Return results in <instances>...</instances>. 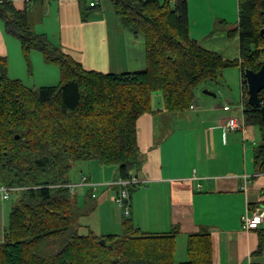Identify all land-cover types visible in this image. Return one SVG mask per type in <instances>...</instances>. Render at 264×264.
<instances>
[{"label": "trees", "instance_id": "1", "mask_svg": "<svg viewBox=\"0 0 264 264\" xmlns=\"http://www.w3.org/2000/svg\"><path fill=\"white\" fill-rule=\"evenodd\" d=\"M111 2L122 25L145 39L143 70L117 74L86 70L33 30L30 3L19 10L14 0H0V21L6 34L20 42L28 66L36 50L46 64L60 69L58 86L29 88L9 77L8 60L0 54V189L13 190L8 199L18 196L0 242V264H214L213 239L206 230L189 235L188 260L182 263L175 260L177 230L148 233L128 216L121 235H80L76 196L67 186L77 184L70 173L83 162L115 166L119 178H133L141 160L140 118L163 110L189 111L196 89L206 81L221 80L228 68L241 71L243 103L240 129L230 132L246 137L247 129L258 128L261 143L255 148L254 163L257 173L264 174V119L261 107L249 105L245 78L247 70L258 72L264 62V0H238L237 26L222 20L217 24L229 37L239 35L236 60L204 49L191 37L187 0ZM98 8L82 6V20ZM156 94L163 100L157 110ZM134 188L129 187L130 196ZM263 250L262 231L256 254Z\"/></svg>", "mask_w": 264, "mask_h": 264}, {"label": "crops", "instance_id": "2", "mask_svg": "<svg viewBox=\"0 0 264 264\" xmlns=\"http://www.w3.org/2000/svg\"><path fill=\"white\" fill-rule=\"evenodd\" d=\"M187 1L191 37L226 60L238 59L239 35L229 37L226 29L217 26L221 20L230 27L237 26L238 0ZM14 3L19 10L30 3L29 18L36 19L34 31L46 35L86 70L117 74L146 67L144 37L125 28L107 1L102 5L96 1L99 8L90 13L87 21L82 20V6L89 7L91 0H14ZM2 27L0 54L8 60L6 37L11 36ZM240 73L234 74L240 79ZM222 79L226 82V78ZM204 96L216 98L205 93ZM227 103L215 106L208 99L198 98L187 112H153L138 122L141 160L132 177L140 183L133 185L128 218L148 233L177 230L176 263L188 260L189 235L206 230L213 239L214 264H264V250L256 254L264 222L256 231L245 230L242 223V217L248 211L252 213L250 209L264 205V174L257 173L255 148L254 151L249 148L252 138L255 139V129H247L246 137L241 132L228 131L226 125L230 120L242 121L243 103L235 111L231 107L225 110ZM154 108H162L161 102L154 104ZM74 169L80 173L78 181L87 176L91 183L102 185L94 198L91 189L88 191L94 201L85 211L78 200L84 193L80 195V187L74 193L81 209L79 234L121 235L126 216L116 208L119 188L107 186L119 175L113 174L111 178L113 168L98 161L79 163ZM11 198L12 195L4 199L0 192V242L4 241L13 208ZM98 213L106 222H112L114 232L95 225Z\"/></svg>", "mask_w": 264, "mask_h": 264}, {"label": "rangeland", "instance_id": "3", "mask_svg": "<svg viewBox=\"0 0 264 264\" xmlns=\"http://www.w3.org/2000/svg\"><path fill=\"white\" fill-rule=\"evenodd\" d=\"M92 1V0H91ZM98 1V0H96ZM103 1L109 2L111 7L113 8L112 3L110 0H99V2L103 3ZM102 7V6H101ZM100 10V9H99ZM33 30H37V27H35L36 19L34 16H31L30 19ZM1 27L3 26V23L0 21ZM3 28V27H2ZM7 39V49L9 50V53L7 54L8 60H9V77L12 80H21L27 87L29 88H36L39 89L41 87H53L58 86L60 83V69L57 65H49L45 64L43 55L39 51H33L31 54V66H28L27 61L25 60L24 55L21 51V44L20 42L11 37H6ZM3 44V43H2ZM240 69L237 67L228 68L223 72V77L226 78V82L221 79L217 82L214 81H206L203 84H201L196 89V101L198 98H205L214 103L215 106H224L225 103L229 101L230 104L227 103L232 109L237 110L241 106L242 101V91H241V73H240V79L236 77L234 73H236ZM209 91L216 95V98L213 97H207L204 96V92ZM157 99V100H156ZM158 102H161L163 105L162 96L159 94H156L154 97V104H157ZM222 109V108H221ZM255 130V139L252 138V141L250 142V151H254V148L258 146L261 143V137L260 132L258 128H254ZM257 131V132H256ZM255 142V143H254ZM85 163V162H83ZM112 177L113 174L117 175L115 171V166L112 167ZM76 170L73 169V171L70 173V178L73 181H77V184H80L82 182V179L78 181L76 178H78L79 175L75 172ZM116 179V178H115ZM114 182V181H112ZM111 182V183H112ZM97 184V183H96ZM100 184V183H99ZM100 189V188H99ZM97 189V191L99 190ZM80 195L84 193V196H79V206L81 207L82 211H85L87 208H89L90 204L94 199H92L91 196L88 195V191L90 190L89 187H80ZM91 191V190H90ZM95 191V194L96 192ZM88 195V196H87ZM87 196V197H86ZM97 196V195H96ZM17 194H12L11 206H14L17 202ZM77 199V198H76ZM96 200V199H95ZM116 202V201H115ZM88 203V204H87ZM116 208H118L116 204ZM79 209V210H81ZM121 210V209H119ZM122 211V210H121ZM123 212V211H122ZM124 213V212H123ZM104 215V214H102ZM10 216V215H9ZM107 220L101 216V214L98 213L97 219H96V226H102L103 229L107 230L110 229L111 231L115 230L114 226L112 225V222H106ZM120 234V233H118ZM3 242V241H1ZM179 259V257H177Z\"/></svg>", "mask_w": 264, "mask_h": 264}, {"label": "built area", "instance_id": "4", "mask_svg": "<svg viewBox=\"0 0 264 264\" xmlns=\"http://www.w3.org/2000/svg\"><path fill=\"white\" fill-rule=\"evenodd\" d=\"M173 1H178V0H173ZM90 5L92 7H95L96 2L93 1ZM228 109H229V107H225V110H228ZM226 129L228 131L238 130V129H240V122L232 119L227 123ZM138 183H140V182L137 178H131L129 180L118 178L114 182L107 184L108 187L117 186L119 188V194H118L117 199H116V204H117L118 208L124 212L125 216L130 215L129 187L133 186L135 184H138ZM81 186L91 187L93 189V197H95V191H97V189L102 185L96 184V183H89V182H87V179L84 177L80 184H69L67 187L71 189L72 193H75V190ZM247 187H248V185L246 182L244 185V190L247 191ZM11 191H13V190L10 188L6 189V188L2 187L0 189V192L5 194V196H4L5 199L9 198V193ZM250 211H252V213H249V211H248V213L242 217L243 227L245 230H248V231L258 229L261 226V224L264 222V205L256 206L253 210L250 209Z\"/></svg>", "mask_w": 264, "mask_h": 264}, {"label": "water", "instance_id": "5", "mask_svg": "<svg viewBox=\"0 0 264 264\" xmlns=\"http://www.w3.org/2000/svg\"><path fill=\"white\" fill-rule=\"evenodd\" d=\"M264 34V31L262 32ZM247 89H248V102L250 106L261 107V113L264 119V98L260 97V93L264 91V62L258 72L247 70L245 73ZM209 96H216L215 94L205 91ZM105 243V240L102 241Z\"/></svg>", "mask_w": 264, "mask_h": 264}, {"label": "clouds", "instance_id": "6", "mask_svg": "<svg viewBox=\"0 0 264 264\" xmlns=\"http://www.w3.org/2000/svg\"><path fill=\"white\" fill-rule=\"evenodd\" d=\"M92 2H93V1H91V3H92ZM94 2H96V1H94ZM91 3H90V4H91ZM96 5H97V3H96ZM90 6H91V5H90ZM91 7H92V6H91Z\"/></svg>", "mask_w": 264, "mask_h": 264}]
</instances>
